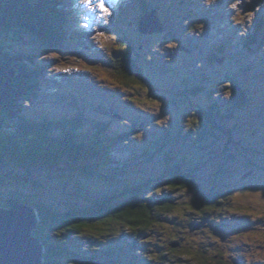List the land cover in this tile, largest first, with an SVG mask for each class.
Here are the masks:
<instances>
[{
	"label": "rangeland",
	"instance_id": "rangeland-1",
	"mask_svg": "<svg viewBox=\"0 0 264 264\" xmlns=\"http://www.w3.org/2000/svg\"><path fill=\"white\" fill-rule=\"evenodd\" d=\"M239 4H241V0ZM243 17L244 24H249L252 27L254 26V19L251 14H246ZM136 21L135 19V22ZM132 26L135 29L136 23ZM127 30H130L128 24L124 27V32ZM35 43L36 41L33 38L26 36L21 45H28L30 46L29 48L35 47L36 50L43 52L41 44L38 42ZM54 55L55 58L53 62L49 60L50 58L45 60L47 65L44 68V72L47 73L48 82L43 83V88L40 91L42 92L40 96H42L45 91L47 92L46 98H49V101L44 102L42 99H37L38 101L35 100L33 103L28 104L25 103L23 99H20L19 102L23 101V105L26 107L35 106V104H37L36 107H34V111L37 113L49 111L51 115L69 116L75 112L76 97L70 98L69 100H59V95L54 92L57 90L62 92L65 87L69 85L71 86L70 89L77 92L76 96L83 99L85 95L83 92L85 93L87 90H91V85L87 82V77L92 73L89 71L86 61L77 60L74 56L64 53L63 50L56 51ZM55 61L58 62L56 67L53 66ZM250 64H252L251 66L253 67V76L247 75V66H250ZM73 65H76V67ZM200 65L204 66L205 64L202 63ZM3 68L4 66L1 64V69L3 70ZM221 68L223 69L221 73L214 70L212 73L213 77L208 80L211 86L208 91L203 90L200 93L194 94L181 88H175L177 94L181 96L178 98L176 105L178 110L180 112L190 110L191 112L187 118L179 119L181 126L177 129V135L173 138L171 143H160L161 141L155 140L152 142L157 145H154L147 144L142 139L150 135L155 136L156 131L160 128L156 119L159 118V115L154 107H150L143 102L146 87L135 85L128 95V106L124 109L105 107L101 109V112H104V114L101 112H89V114H91L89 116H92V118H99L103 121L106 120L115 130H121V133H123L126 128L133 129L134 124L138 127V131L134 132L133 135L136 141L126 140V144L119 145L118 148L116 147L114 151H111L116 155L115 158H117L116 162L112 163L114 165H111L113 167L99 165L98 158H84L79 162H74L69 157H63L61 161L52 166H34L29 163L24 166L14 164L8 166L0 165V196L8 197L13 193L19 195L21 192L25 191L26 194L24 198L33 202L40 201L43 204H50L61 210L66 209L69 205H77V202L80 204L84 203V200H86L84 197L88 196L84 195V192L88 190L87 193L91 194L92 191L90 192L89 190L97 191L95 187L99 189L98 193H107L115 187L122 188L124 182H128L127 180L122 181L123 177H128L130 179V185L133 186L139 185L140 182L145 180L152 181L154 182L153 187L155 188L157 182H160L163 178L165 179V173L169 168L167 163L168 157L179 158L183 164L188 165V168H190V164H196V178L203 183L204 187H209V185L212 184L211 177L218 178L220 182L223 180L222 176L219 174V170L224 173L223 164L226 162L225 169L228 170V175H226V180L223 181V183L226 184H217L218 187H214L216 194L224 190H228L229 192V195L224 197L220 195V199H217L216 206L221 208V212L224 216L220 217L217 211L215 212V210L210 208L211 217L215 218L214 222L204 220L198 209L194 208L193 201H191L189 204L191 207L184 205L171 215V219L174 217L180 218L182 224H175L173 220H171L166 225L160 226L159 229L169 231L168 237L173 238V242L177 240V244L182 241L181 238L176 239L181 234H175L173 237V232L181 229L182 235L188 242L185 243L184 248L193 252L201 251L208 256L215 255L216 249L220 248L222 253L227 255L229 261L243 264L244 258H236L235 260L234 255L236 249L243 247L244 240L249 237L254 239L256 236H260L264 241V228L262 227L256 231H248L245 235V231L243 232L244 220L242 219V217H245L247 220H250V217L245 215L247 212L252 216L264 218L263 175L262 178L259 179L260 184L257 182V185L259 184L257 189L249 188L254 182V176L259 174V168H257L258 171H256L254 165L261 163V153H263L264 156V134L257 135L258 130L264 132V98L261 96L264 94V77L258 78L255 76L258 70L255 68V65L249 61L244 63L242 60H237L232 66L228 65V67H225V65H221ZM230 72H235L240 75L243 84L238 86L242 87L243 92L247 93V95L243 94L246 95V97L243 96L245 104L242 106L235 105L234 97L231 98L226 96V90L231 88L230 85L217 87L219 84L232 82ZM159 76L160 74L157 73L156 78ZM144 81H147V76L144 78ZM248 83H252V89L243 87ZM8 86L10 89L11 82L7 81L6 87ZM136 88L138 89V93L135 92ZM96 91L97 93L93 91L92 94L89 95L87 103H90L89 101L92 98H96L98 93H101L100 96H97L98 98L105 99V97H103V94L106 93L105 91H101L99 88L96 89ZM110 92L114 96L113 92L115 91L111 90ZM218 92H221V94H218ZM11 94L12 91L6 96L7 103L10 102L15 95L12 94L10 97L9 95ZM166 97V91H162L159 98L150 96L147 100L150 102H158L159 111H162L165 106V108L170 109L168 113H173L171 110L172 105L165 104ZM131 99H135V101H131ZM115 100L116 99L112 97L110 102L115 103ZM212 103H218L223 112L221 116L218 115L217 117V126L213 127L210 124L203 125L198 123L199 117H203L204 112H206L205 108H208ZM93 106L94 104L90 103L87 107ZM30 111L31 115L34 116L35 114L32 113V110ZM116 114H121L122 117H117ZM223 116L226 120L223 119ZM207 119L208 121L210 120L209 118ZM171 121L172 122H168L167 126L173 129L175 121ZM222 122L230 127V132H226L222 129L224 126ZM181 129H189L187 132L189 136L193 138L200 137V134L206 131L208 132V138L212 139L213 142L209 140L210 143L208 145H204V142L186 143L184 142V140L187 139L186 134L183 130L181 131ZM158 136L159 135L155 137ZM167 136L168 133L164 132L163 137ZM227 137H230V139L226 141L225 138ZM140 138L143 141L138 140ZM144 143L145 145H143ZM191 144H194L195 148L190 150L189 156L184 157V153L192 148ZM147 147L150 148L152 154L150 160L146 159L145 150ZM119 154L121 158H126L127 160H131V162L125 161L123 163V159L121 160ZM217 155L220 159L215 158ZM85 164L99 169L100 173L108 174L111 178L84 177L82 175V167ZM231 166L235 169L234 175H232ZM249 167L255 170L253 175L247 171ZM118 170L119 174H122V171H128L130 174H122L119 176L117 174ZM214 183L217 182L215 181ZM237 184H240L241 187L238 188ZM220 185H222V187H220ZM148 187L151 186L149 185ZM12 189H15V192H13ZM196 189L197 187L193 186L190 188V192L194 193ZM166 191L167 190H162L163 193ZM188 194L190 195V193ZM192 196L195 195L193 194ZM182 200L188 199L186 196H183ZM224 201H233L234 203L228 206L229 209L225 210L223 208V206H225L223 204ZM235 201H240L241 203H238V205ZM196 217L203 219L206 224L205 228L199 234H195L192 230V226L195 222L190 223L191 219ZM230 219L240 221V227L238 229L235 228L236 222L232 220L228 222ZM253 221H255L254 217ZM170 224L174 226H171V228ZM121 228L122 226L119 225V239L107 242V244H113L115 246L114 253L112 255H103L104 259H98L95 264L116 262L115 260L119 257H123L129 264H138L137 258L141 259L143 264H175L177 258H173V252L170 251L172 250L170 246L172 240L168 244L162 245L164 248L163 256H169V258H163V256H157L156 254L158 252L159 236L157 239H154L153 242L146 243L144 245L145 247H136L133 249L128 247L130 246L128 238L129 236L131 238L132 235L127 236ZM99 234L100 233L97 231L84 230L82 234L77 235V239H72L65 235L58 237L56 240L68 241L74 244L75 247H80L84 250L87 249L93 253L95 248L106 244L103 238L95 236ZM93 241H95V244H93ZM180 246L183 245L181 244ZM150 247L155 248L151 250ZM196 255L197 254L189 255L185 253L183 254V258L189 260L195 258L196 261H198ZM214 257H216V260H220V257Z\"/></svg>",
	"mask_w": 264,
	"mask_h": 264
},
{
	"label": "trees",
	"instance_id": "trees-1",
	"mask_svg": "<svg viewBox=\"0 0 264 264\" xmlns=\"http://www.w3.org/2000/svg\"><path fill=\"white\" fill-rule=\"evenodd\" d=\"M39 2L40 0H0V165L6 164L7 159L11 158L12 163L17 165L32 163L33 165L40 164L50 166L67 156L74 162H79L84 158H98L99 165L113 167L111 165L116 161L113 160L114 156L112 155L110 146L114 145L115 141H118V138H122L121 140H123L125 136H123V134L119 135V137L113 135L111 138L106 137L105 140L102 137L101 130L105 131L107 124L101 127L94 126L96 128L95 132L88 134V132L92 130H89V128L82 123L83 120L82 122H77V120L76 122H69L68 119H57L56 121L61 122L57 125H64V127H53V124H50L45 118L42 122L37 120L30 122L25 119H20L16 122L10 121L11 117L14 118L16 115L13 113V103H15L16 99L13 97L12 101L7 103V94L13 90L12 94L17 95L16 93H19L20 89L22 96L25 95L23 94L24 92H27L31 98L33 88L38 87V77L28 74L23 76L19 81H12L14 84L10 89L9 86L6 87L8 70L5 67L7 63H11V61L14 60L16 61L18 56H24L29 53L25 52V50L8 46L9 44L7 45L5 41L12 37L22 36L23 33L26 32L30 36L32 35L38 40L43 41L47 46H60V43L58 44V42H55L52 40L53 38L48 36L54 37V34L59 35L57 33V31H59L61 40L67 42L66 35L63 34L65 19L62 12H58L56 7L50 8L57 18L56 22L59 23L56 24L48 13V7L40 6ZM126 50L127 49L118 54V59L115 56V60L112 62V69L120 74L124 81L128 83H139L137 71H141V69L137 67L133 60L131 51ZM1 64H5L3 65V69L5 70L1 69ZM21 64L22 62L20 61V64L17 63V65H15L18 71H20ZM30 71L32 70L30 69ZM27 73L30 72L27 70ZM1 86L4 89L1 90ZM233 89L236 91L238 99L244 100L243 96L246 97V95H242V92L235 85ZM12 94L9 96L11 97ZM237 104L239 105L238 102ZM216 111L219 112L218 109H216ZM213 114L214 110L211 109V116H207L210 119L208 123L217 126ZM11 129H13V131H11ZM78 131L81 132L78 134ZM201 139L202 141L200 143L204 142V145H208L210 143L209 140H212L208 138V132H202L199 137V140ZM229 139L230 137L225 138L226 141ZM186 156L188 155H184V157ZM260 156L262 157L261 163L254 166L263 168V153H261ZM215 158L220 159L218 155ZM167 163L170 168L168 169L171 171L167 173L168 175H165V179L163 178V180L157 182L155 188L153 187L154 182L152 181L145 180L140 182L139 185L133 186L130 185V179L128 177H123L122 181H128L124 182V190L121 192L123 194H119L120 187H115L107 193L93 196V199H89V197L86 196L88 198L87 204L84 201V205L80 207L68 206L66 209L59 210L50 204H43L40 201H31L39 210L40 215L39 224L35 228V235L39 236L49 249H53L52 243H55L57 246L56 253L52 254L50 257H46L47 262L53 263L54 258L57 257L58 254H67V252L71 250L69 248L70 245H68L66 241L56 240L58 237L57 235H53V232L69 231L75 235H79L84 230H89L97 231L105 237L119 234L120 225L124 229L127 228L134 233L137 238L146 243L153 242V240L157 239L159 236L158 252L156 254L157 256H163L164 248L162 245L168 244L171 240L168 237L169 231H164L159 229V227L166 225L171 220H173V222L175 221V224H182L180 218L174 217L171 219V215L175 211H178L180 207L184 205L191 207L189 204L193 201L194 208L198 209L203 219L212 222L215 218L211 217L210 208L214 209L218 207L216 205L217 199H220V195L223 197L229 195L228 190H224L219 194H216L214 191V187H218L217 184H226L223 183V181L226 180V175H228V170L225 169L227 163L225 162L223 164L224 173L219 170V174L222 176L223 180L220 182L218 178L211 177L212 184L209 185V187H204L203 183L197 180V176L194 174L196 173L197 165L193 166L190 164V168H188V165L183 164L177 157L173 159L168 157ZM251 169L253 168L249 167L247 171ZM231 172L232 175H234L235 169L232 166ZM95 173H97V175H95ZM82 174L88 177L99 176L101 178H111V176H106L104 173L100 175L88 164L83 165ZM215 181L217 183H214ZM149 185L151 187H148ZM193 186H196L197 189L196 192L191 193L190 188ZM220 187H222V185H220ZM162 190L167 191L163 193ZM89 191L91 192L93 190ZM188 193H190V195ZM87 194V191L84 192V195ZM193 194L196 197L192 196ZM183 196H186L188 200H182ZM10 197L13 199L5 200L0 198V205L8 206L15 201H23L14 193L11 194ZM77 205H80V203L77 202ZM193 220L194 218L191 219V222H193ZM204 220L203 223H205ZM171 226L174 225L170 224V227ZM177 231L181 232V229ZM181 239L185 240V237L181 236ZM154 248L155 247H150L151 250ZM76 252L81 253L80 250H76ZM172 252V257L177 255L176 246L172 247ZM219 252H221V249H219ZM188 253L199 254V257L205 254L201 251L193 252L191 250H188ZM163 257L169 258V256ZM206 257L208 256L206 255ZM61 263L64 264L63 262ZM61 263L59 262L58 264ZM210 264L215 263L210 262Z\"/></svg>",
	"mask_w": 264,
	"mask_h": 264
},
{
	"label": "clouds",
	"instance_id": "clouds-1",
	"mask_svg": "<svg viewBox=\"0 0 264 264\" xmlns=\"http://www.w3.org/2000/svg\"><path fill=\"white\" fill-rule=\"evenodd\" d=\"M58 2H63L64 3V5H66V4H68V0H57ZM206 2L208 3V4H211L212 2H213V0H206ZM240 2V0H236V3H233L232 5H231V7L232 8H236V6H237V4ZM39 5L40 6H44V7H48V9L47 10H49L48 11V13H49V15L54 19V20H56L57 21V18L55 17V15H54V12H52V9H50L51 7H54L53 5V3L52 2H50V1H48V0H40V2H39ZM66 9H68V8H66ZM56 10L59 12V11H61L62 12V14H63V17H64V13H65V11H63L62 10V8H56ZM65 19V21H66V18H64ZM26 36H30L29 34H27L26 32H24L23 33V35L22 36H19V37H12V38H10L9 40H6L5 42H7V45L8 46H12L13 48H15V49H20V48H26V49H32V48H29V46L27 45V46H23V45H21V43L25 40V37ZM31 38H33L35 41H36V43L38 42L39 44H41V40H38L37 38H35L34 36H30ZM15 43H17V44H15ZM35 43V44H36ZM7 46V47H8ZM41 46H42V48H43V50H47V48H45L42 44H41ZM52 49H55V48H52ZM35 51V50H34ZM31 55L30 54H25L24 56H18L17 58V60L15 61H11V63H7V66L5 67L7 70H8V73H7V80L9 81V82H11V86L14 84V83H12V81L13 82H16V81H19V80H21L22 79V77L23 76H26V75H35V76H37L38 77V83H39V81L40 80H48V76L47 75H45L46 73L44 72V70H41V69H44L45 67H44V65H42L41 63H37L36 61H34V60H32V58L30 57ZM20 61L22 62V64H21V66H20V71H18V69H17V67H15V65H17V63L18 64H20ZM3 65H5V64H3ZM30 69L32 70V71H30ZM3 70H5V69H3ZM27 70L30 72V73H27ZM25 71V72H24ZM2 89H4L2 86H1V90ZM13 91V90H12ZM24 92V91H23ZM15 93V92H14ZM17 95H14V97H15V103H13L14 104V109H13V111H14V114H16L17 112H18V114L17 115H15V117L13 118V117H11V119H10V121L11 122H16V121H18V120H20L21 118L20 117H22V115L25 113V106L23 105V101H25L26 99H28L29 98V94L27 93V92H24L23 94H25L24 96H22L21 95V90L19 89V93H16ZM20 99H23V101H21V102H19V100ZM12 101V100H11ZM19 102V103H18ZM28 102V101H27ZM28 104H30V103H28ZM23 108H24V110H23ZM20 110H23V111H20ZM12 116V115H11ZM24 117V116H23ZM89 118V117H88ZM25 119V118H24ZM26 120V119H25ZM89 120V123H92L93 125H89L87 128H89V130H92V129H96L94 126H99V127H101L102 125H104V124H107V128H105V131H102L101 130V132H102V137L106 140V137H109V138H111L113 135L114 136H117V137H119V135H121L122 133L120 132V130H115L113 127H111V124H109L106 120H101V119H97V120H94V119H88ZM74 122H76V120L74 121ZM77 122H81V119L80 120H77ZM85 122H87V121H85ZM53 127H64V125H62V126H59V125H53ZM109 128H111V129H109ZM11 131H13V129H11ZM213 131V130H212ZM79 132H81V131H78V134H79ZM91 132H95L94 130H92V131H90V132H88V134H90ZM214 132V131H213ZM133 135H134V132L132 133V137H133ZM86 137V136H85ZM135 137H133V139H134ZM122 138H118L117 140L118 141H115V143H114V145H111L110 146V150L112 151H114L115 149H116V147L118 148L119 147V141H121V142H124L125 141V139H123V140H121ZM158 141H161L160 143H169L170 142V140L167 138V137H160V138H158L157 139ZM156 140V141H157ZM144 142L145 143H147V144H149V142H147V140H144ZM145 143L143 144V145H145ZM193 148H195V145L194 144H192V148H190L189 149V151L188 152H185L184 153V155H190V150L191 149H193ZM145 153H147L146 151H145ZM112 155L114 156L113 157V160L114 159H117V158H115L116 157V155L115 154H113L112 153ZM171 156H172V153H171ZM67 157V156H66ZM119 157H120V154H119ZM121 158V157H120ZM170 158H176V157H170ZM123 158H121V160H122ZM264 159V158H263ZM62 160V159H61ZM60 160V161H61ZM124 160H126V158H124L123 159V161ZM11 164H14V165H17V164H15V163H12V160H11V158H8L7 159V163L6 164H1V165H4V166H8V165H11ZM27 164V163H26ZM29 164H31V165H33L32 163H29ZM56 164V163H55ZM37 165H40V164H36V165H34V166H37ZM54 165V164H53ZM114 165V164H113ZM191 165H194V164H191ZM19 166H24V165H19ZM42 166H45V165H42ZM50 166H52V165H50ZM261 166V165H260ZM264 166V165H263ZM94 168V167H93ZM255 168V170L256 171H258V169H257V167H254ZM100 175L102 174V173H100L99 172V169H97V168H94ZM254 169H251V170H249V172L251 173V175H253V173H254V171H255ZM169 171H171V170H167V172L165 173V175L169 172ZM192 172V171H191ZM192 173H194V172H192ZM117 174L119 175V176H121L122 174H124V175H129L130 174V172H122V174H119V170H118V172H117ZM194 174H196V173H194ZM83 175V174H82ZM95 175H97V173H95ZM168 175V174H167ZM262 175H263V180H264V167L263 168H259V174H257V176L255 175L254 176V182L249 186V188H253V189H257L258 188V186H259V184H260V180L259 179H261L262 178ZM84 176V175H83ZM106 176H110V175H108V174H106ZM160 176V175H159ZM97 177H99V176H97ZM260 177V178H259ZM101 178V177H100ZM257 182L259 183L258 185H257ZM3 183V182H2ZM238 185V188L239 187H241L240 186V184H237ZM95 189H97V190H99L98 188H95ZM119 194H123V193H121L123 190H124V185H123V187L122 188H119ZM12 191L13 192H15V189H12ZM88 191V190H87ZM26 194V192L25 191H23V192H21L19 195H17L18 196V198H20V199H22L23 201H15L13 204H11V205H0V209H3V210H7V209H10L12 206H14L15 204H23L24 206H27V207H33L34 208V211H35V216H36V223L34 224V227H33V229L31 230V236L32 237H34V238H36V240H37V243L40 245V247H41V253H40V259H41V263L42 264H46V262H47V260H46V257H50L52 254H54V253H56V250H57V246H56V244L55 243H50L51 245H52V247H53V249H49V247H47L43 242H42V240H41V238L39 237V236H37V235H35V228L38 226V224H39V221H40V215H39V210L31 203V201L30 200H27L26 198H24V195ZM98 194H101V193H98V191H92L91 192V194H87L88 195V197H89V199H93L92 197L93 196H96V195H98ZM11 196V194L8 196V197H1L0 196V198H2V199H5V200H10V199H13L12 197H10ZM16 198V197H15ZM86 200H84L85 202H86V204H87V200H88V198L85 196L84 197ZM236 202V201H235ZM234 202L233 201H224L223 202V204L225 205V206H223V208L225 209V210H227V209H229V205H231V204H233ZM237 204L238 203H241L240 201H237L236 202ZM82 205H84V203H82V204H80V205H74V206H78V207H80V206H82ZM239 205V204H238ZM69 206H72V205H69ZM73 206V207H74ZM68 208V207H67ZM213 210H215V211H217V213H218V215L220 216V217H223L224 215L222 214V212H221V208L220 207H217V208H214ZM245 215H248V216H250V217H254L255 218V220L256 219H258V218H261V217H255V216H252L251 214H249L248 212L245 214ZM195 222V223H194ZM212 222H214V220L212 221ZM229 222V221H228ZM227 222V223H228ZM174 223H175V221H174ZM191 223H194V225L192 226V230L194 231V233L195 234H199V233H201L202 232V230L205 228V223H203V220L201 219V218H198V217H196V218H194V220H193V222H191ZM226 223V224H227ZM240 227V225L237 227H235V228H239ZM123 230H124V233L127 235V236H129V235H132L131 236V238H130V236H129V238H128V242H130V246H128L129 248H136V247H138V248H140V247H145L144 245L146 244V242H143L142 240H140L139 238H137V236L134 234V233H132L131 231H129L127 228H122ZM252 230H255V229H253V228H247L246 226H244L243 227V232L245 231V235H246V233L248 232V231H252ZM257 230H259V229H257ZM256 231V230H255ZM174 234H173V237H174V235L175 234H181L179 237H177L176 239H180L181 238V236H183L182 235V231L181 232H179V231H175V232H173ZM82 234V233H81ZM53 235H57V237H60V236H65V235H67V236H69L70 238H72V239H77L78 237H77V235H75L74 233H71V232H69V231H67V232H53ZM80 235V234H79ZM96 237H101V238H103L104 239V241H105V245L104 246H99L98 248H95L94 250H93V253L92 252H90V251H88L87 249L86 250H84V249H82V248H80V247H75V245L74 244H72V243H70V242H68V241H66L67 243H68V245H70L69 246V248L72 250H70L69 252H67V254H64V253H60V254H58V256L57 257H55L54 258V262L53 263H48L47 262V264H58L59 262L61 263V262H63L64 264H95L96 263V261L98 260V259H104L103 258V255H112L113 253H114V250H115V246L112 244V245H109V244H107V242H109V241H114L115 239H119V234H117V235H109V236H102L101 234H99V235H95ZM243 237V236H242ZM258 236H256V238H257ZM173 238H170V240H172ZM252 239V237H249V238H247L246 240H244V244H243V247H242V249H245L246 248V245H247V241H249V240H251ZM174 240H172V242H170V246L171 247H173V246H176L177 247V257H183V254H185V253H187V254H192V253H188V250L189 249H186V248H184V246H185V243H188L187 241H185V240H183L182 239V241L179 243V244H177V240L175 241V242H173ZM54 244V245H53ZM93 244H95V241H93ZM183 245V246H180V245ZM48 245H49V243H48ZM219 249L220 248H217L216 249V252H215V255H211V256H208V257H206V255L205 254H203V256H201V257H199V259H197L201 264H210V262L211 263H215V264H240V263H237V262H234V261H229V259H228V257H227V255L226 254H224V253H222V251L221 252H219ZM76 250H80L81 251V253H78V252H76ZM170 251H172V250H170ZM87 253H90V254H87ZM101 253H103V254H101ZM106 253H111V254H106ZM101 254V255H100ZM198 256H199V254H198ZM214 256H218V257H220V260H216V257H214ZM235 260H236V258H239V259H242V258H244V263L243 264H245L247 261H249L248 260V258H247V255L244 253V252H238V253H235ZM176 257V258H177ZM164 258V257H163ZM215 260V261H214ZM116 262H111V263H109V264H129L123 257H119L118 259H116L115 260ZM137 261H138V264H143L142 263V260L141 259H139V258H137ZM195 261H196V259H195ZM195 262L194 261H192V259H185V260H175V264H194ZM62 264V263H61Z\"/></svg>",
	"mask_w": 264,
	"mask_h": 264
},
{
	"label": "water",
	"instance_id": "water-1",
	"mask_svg": "<svg viewBox=\"0 0 264 264\" xmlns=\"http://www.w3.org/2000/svg\"><path fill=\"white\" fill-rule=\"evenodd\" d=\"M34 213L33 207L19 203L0 209V264H41V247L31 236Z\"/></svg>",
	"mask_w": 264,
	"mask_h": 264
},
{
	"label": "bare ground",
	"instance_id": "bare-ground-1",
	"mask_svg": "<svg viewBox=\"0 0 264 264\" xmlns=\"http://www.w3.org/2000/svg\"><path fill=\"white\" fill-rule=\"evenodd\" d=\"M126 52V51H125ZM127 56V55H126ZM128 65V64H127ZM152 97V96H151ZM27 103V102H26ZM222 110V109H221ZM21 111V110H20ZM111 129V128H109ZM221 130V129H220ZM123 136H125V132H123ZM228 150V149H227ZM214 158V157H213ZM116 161V159H114ZM216 160V159H215ZM236 217V216H235ZM242 220V219H241ZM42 240V239H41ZM43 242V241H42Z\"/></svg>",
	"mask_w": 264,
	"mask_h": 264
}]
</instances>
